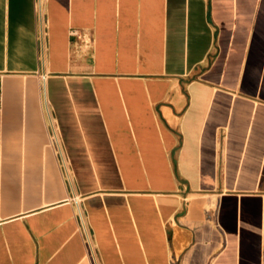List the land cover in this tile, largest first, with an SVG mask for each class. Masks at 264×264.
Here are the masks:
<instances>
[{
	"label": "crops",
	"instance_id": "0c3cea01",
	"mask_svg": "<svg viewBox=\"0 0 264 264\" xmlns=\"http://www.w3.org/2000/svg\"><path fill=\"white\" fill-rule=\"evenodd\" d=\"M78 218L95 264H264V0H0V264H92Z\"/></svg>",
	"mask_w": 264,
	"mask_h": 264
},
{
	"label": "built area",
	"instance_id": "2783aa9c",
	"mask_svg": "<svg viewBox=\"0 0 264 264\" xmlns=\"http://www.w3.org/2000/svg\"><path fill=\"white\" fill-rule=\"evenodd\" d=\"M40 27H41L40 32H42V24L41 23H40ZM52 136L55 137L56 134L54 133ZM78 221H79V224H80V230H81V232H82V234H83V236L85 238V242H86V246H87V248H86L87 249V253L89 255L91 263L95 264L94 256H93V248L90 245V241H89L90 239L88 237V233L83 230L84 225H83V223H82L80 218H78Z\"/></svg>",
	"mask_w": 264,
	"mask_h": 264
}]
</instances>
